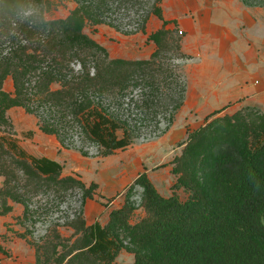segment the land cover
Here are the masks:
<instances>
[{
    "label": "rangeland",
    "instance_id": "1",
    "mask_svg": "<svg viewBox=\"0 0 264 264\" xmlns=\"http://www.w3.org/2000/svg\"><path fill=\"white\" fill-rule=\"evenodd\" d=\"M49 1L50 8L40 0H26L14 15L0 13V63L29 69L27 105L7 114L20 147L34 157L57 161L63 167L61 177L75 182L42 181L21 188L22 203L10 202L12 212L0 216V244L9 252L0 253V261L32 264L31 250L35 264H43L47 250L37 262L36 248L58 243V233L60 241L72 245L79 235L71 224L78 217L106 226L110 213L127 204L132 208L128 224H110L120 246L115 264H134L136 254L158 257L157 244L136 227L147 216L146 190L136 180L145 173L162 197L176 192L180 202L187 203L191 191L173 188L179 177L174 169L182 165L205 200L218 201L211 176L215 153L229 143L243 151L264 124V94L258 90L264 85V6L241 0H162L164 19L177 24L167 27L168 48L156 55V45L148 40L162 27L153 15L155 0ZM75 8L98 22L88 19L84 33L100 48L84 40L68 43L69 75L64 78L47 52V22L65 19ZM27 54L33 55L32 61ZM82 61L92 73L97 67L119 76L115 92L76 95L66 107L45 102L36 88L42 73L58 76L59 82L51 86L57 90L73 80L74 72H81ZM123 61L150 65L127 66ZM3 88L14 92L11 76ZM87 99L129 128L134 135L130 146L103 156L76 115ZM43 123L55 126L59 134H44L39 129ZM202 128L201 137L186 148L190 134ZM3 182L0 176V186ZM92 183L98 188L88 199L85 189Z\"/></svg>",
    "mask_w": 264,
    "mask_h": 264
},
{
    "label": "trees",
    "instance_id": "2",
    "mask_svg": "<svg viewBox=\"0 0 264 264\" xmlns=\"http://www.w3.org/2000/svg\"><path fill=\"white\" fill-rule=\"evenodd\" d=\"M25 1L0 0V13L14 15ZM40 1L47 8L52 4L49 0ZM241 1L264 6V0ZM161 2L155 0L153 15L162 21V27L148 36V40L157 47L156 55L168 48L167 27L177 24L176 21L164 19ZM88 19L91 17L82 9L75 8L65 19L47 22L50 26V38L46 37L45 41L47 52L60 67V74L64 78L69 75L71 50H68V43L84 40L100 48L84 33ZM27 57L33 60V55L27 54ZM123 63L139 67L150 65L149 61ZM24 66L6 61L0 63V176L4 178L0 186V216L12 212L10 202L22 203L21 188L42 181L75 182L73 177H61L63 167L60 163L28 154L14 138L13 124L7 113L12 108H25L30 97V87L26 82L29 69ZM94 70L92 73L88 63L82 61L81 72H74L73 80L68 84L61 83V88L57 90L51 86L59 82V78L48 71L47 74L42 73L36 88L45 102L56 107L74 103L76 95L115 92L114 86L119 76H111L97 67ZM9 76L13 80V93L3 88ZM76 115L80 117L89 140L103 149V156L127 148L134 139L133 133L124 123L103 113L90 99L81 102ZM39 129L46 135L59 134L55 126L46 123L40 124ZM203 133V128L191 133L186 148L193 146ZM253 139L252 145L246 146L241 152L236 145L229 143L220 146L215 153L211 176L216 182L215 195L219 203L205 200L202 188L182 165L174 169L179 177L173 188L191 191L192 196L187 203L180 202L176 192L171 198L162 197L145 173L137 178L136 182L146 190L144 207L147 216L136 227L157 244L160 255L149 257L136 254L134 264H264V124L254 133ZM97 188L98 185L92 183L85 189V196L93 199ZM131 213L132 208L128 204L113 210L110 223L106 226L99 222L88 226L83 217H78L71 224L74 234L79 235L73 244L67 245L60 241L62 237L58 233V243L50 242L47 247L36 248L37 262L43 255L40 252L46 249L43 264H49L51 260L55 264H115L120 246L112 236L110 224L116 221L128 224ZM60 246L64 249L62 253L58 251ZM49 250L52 251L50 257ZM0 253L9 256L1 244Z\"/></svg>",
    "mask_w": 264,
    "mask_h": 264
},
{
    "label": "crops",
    "instance_id": "3",
    "mask_svg": "<svg viewBox=\"0 0 264 264\" xmlns=\"http://www.w3.org/2000/svg\"><path fill=\"white\" fill-rule=\"evenodd\" d=\"M228 56H229V54H228ZM258 90H259L260 94H264V85L259 87ZM94 223H96V221L88 222L87 225L90 226V225H93ZM28 255L32 259V264H35V262H36V254L33 251L30 250V251H28Z\"/></svg>",
    "mask_w": 264,
    "mask_h": 264
}]
</instances>
